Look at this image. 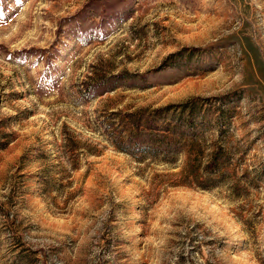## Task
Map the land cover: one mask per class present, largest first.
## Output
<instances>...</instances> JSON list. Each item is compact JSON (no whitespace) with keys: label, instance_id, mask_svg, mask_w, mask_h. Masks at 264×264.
I'll use <instances>...</instances> for the list:
<instances>
[{"label":"rangeland","instance_id":"obj_1","mask_svg":"<svg viewBox=\"0 0 264 264\" xmlns=\"http://www.w3.org/2000/svg\"><path fill=\"white\" fill-rule=\"evenodd\" d=\"M0 264H264V0H0Z\"/></svg>","mask_w":264,"mask_h":264}]
</instances>
